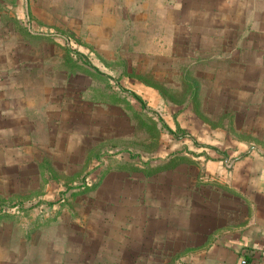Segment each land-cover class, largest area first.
Returning <instances> with one entry per match:
<instances>
[{
	"label": "rangeland",
	"instance_id": "1",
	"mask_svg": "<svg viewBox=\"0 0 264 264\" xmlns=\"http://www.w3.org/2000/svg\"><path fill=\"white\" fill-rule=\"evenodd\" d=\"M49 1L0 0V264H195L264 154V15Z\"/></svg>",
	"mask_w": 264,
	"mask_h": 264
},
{
	"label": "crops",
	"instance_id": "2",
	"mask_svg": "<svg viewBox=\"0 0 264 264\" xmlns=\"http://www.w3.org/2000/svg\"><path fill=\"white\" fill-rule=\"evenodd\" d=\"M75 1L82 7H94L82 11L97 15L99 29H112L116 28L110 24L112 15L122 14L127 8L140 7L145 0ZM172 1L173 11L182 7L186 13L212 22V16L226 8L231 10L238 0ZM248 1L253 2L251 13L256 16L254 18L260 19L264 15V0ZM49 4H52L51 0ZM68 4L71 5V0ZM232 167L228 184L236 199L232 203L231 215L218 228L213 236L216 239L197 252L195 264H264V154L255 151L245 153L236 157Z\"/></svg>",
	"mask_w": 264,
	"mask_h": 264
},
{
	"label": "trees",
	"instance_id": "3",
	"mask_svg": "<svg viewBox=\"0 0 264 264\" xmlns=\"http://www.w3.org/2000/svg\"><path fill=\"white\" fill-rule=\"evenodd\" d=\"M133 94H134L136 97L141 98V97H139V95H137V93L133 92ZM171 131H172V133H175V131H173V130H171Z\"/></svg>",
	"mask_w": 264,
	"mask_h": 264
},
{
	"label": "built area",
	"instance_id": "4",
	"mask_svg": "<svg viewBox=\"0 0 264 264\" xmlns=\"http://www.w3.org/2000/svg\"><path fill=\"white\" fill-rule=\"evenodd\" d=\"M243 262H245V260Z\"/></svg>",
	"mask_w": 264,
	"mask_h": 264
}]
</instances>
